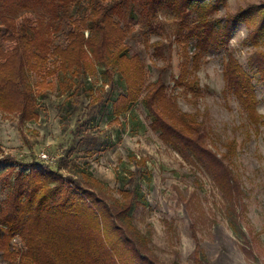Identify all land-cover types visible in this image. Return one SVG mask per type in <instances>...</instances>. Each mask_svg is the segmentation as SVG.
<instances>
[{"label": "rangeland", "instance_id": "1", "mask_svg": "<svg viewBox=\"0 0 264 264\" xmlns=\"http://www.w3.org/2000/svg\"><path fill=\"white\" fill-rule=\"evenodd\" d=\"M262 4L264 0H227L218 15ZM85 9L83 1L75 11ZM122 9L121 17L115 15V19L123 26L128 22L132 29L126 39L128 53L138 54L142 60L146 83L162 78L179 110L194 115L202 125L207 147L218 156L227 154V164L240 189L235 212L199 164L183 158L150 128L151 117L141 103L114 120L107 100L123 93V87L118 84L113 90L108 86L101 90L98 73L75 78L76 86L63 94L60 73L47 76L44 83L43 74L32 73L29 81L39 118L20 124L17 116L0 112V208L16 172H28L32 161L55 167L65 158L64 175H88L93 189L107 199L120 200L124 190L134 192L133 224L160 262L264 264V87L249 61L255 50L250 36L260 16H255L252 25H238L227 48L206 51L193 67L174 41L178 21L169 11L161 9L145 18L135 5H123ZM67 31L63 26L55 34L56 45L67 44ZM258 37V48H264V32ZM146 41L148 46L162 42L164 57H155L154 48ZM226 49L253 77L260 116L256 126L226 86L222 72ZM193 51L190 44L188 55ZM52 65L50 60L47 67ZM185 67L183 83L174 84ZM193 78L196 96L186 86ZM96 96L101 101L91 107ZM41 153L48 158H42ZM11 245L14 252L23 249L17 237ZM0 264L14 263L0 250Z\"/></svg>", "mask_w": 264, "mask_h": 264}, {"label": "trees", "instance_id": "2", "mask_svg": "<svg viewBox=\"0 0 264 264\" xmlns=\"http://www.w3.org/2000/svg\"><path fill=\"white\" fill-rule=\"evenodd\" d=\"M83 1L85 11H75ZM131 4L145 18L161 9L172 14L178 21L174 41L193 67L206 51L227 48L235 28L252 25L259 15L250 36L255 50L249 61L264 87V48H258L264 4L219 16L227 0H0V112L17 116L20 124L39 118L29 81L32 73L43 74L41 83L60 73L62 94L76 86L75 78L98 73L101 90L123 87V93L107 100L114 120L141 103L151 117L150 128L183 158L199 164L235 212L240 189L227 154L218 156L207 147L196 117L179 110L162 78L147 84L139 55H129L126 39L132 29L115 15L121 17L123 5ZM63 26L68 29L67 44L56 45L55 34ZM190 44L194 51L188 55ZM148 47L154 48L155 57H164L162 42ZM226 58L222 68L226 86L256 126L260 116L253 77L227 49ZM50 60L52 68L47 67ZM183 72L174 84L183 83L186 67ZM195 82L193 78L186 86L196 96ZM93 90L89 89L91 94ZM100 101L101 97H93L90 106ZM66 167L65 158L55 167L32 161L28 172L13 175L9 196L0 208V250L5 259L14 264H165L150 252L146 237L133 224V191H122L120 200L107 199L93 189L88 175H64ZM237 230L232 227L236 234ZM15 237L23 245L17 252L11 245Z\"/></svg>", "mask_w": 264, "mask_h": 264}, {"label": "built area", "instance_id": "3", "mask_svg": "<svg viewBox=\"0 0 264 264\" xmlns=\"http://www.w3.org/2000/svg\"><path fill=\"white\" fill-rule=\"evenodd\" d=\"M41 157L44 158V159H45V158H48L47 155H45V154H43V153H41Z\"/></svg>", "mask_w": 264, "mask_h": 264}]
</instances>
